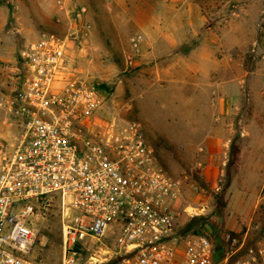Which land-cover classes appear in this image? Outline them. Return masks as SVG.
I'll use <instances>...</instances> for the list:
<instances>
[{"label":"rangeland","instance_id":"1","mask_svg":"<svg viewBox=\"0 0 264 264\" xmlns=\"http://www.w3.org/2000/svg\"><path fill=\"white\" fill-rule=\"evenodd\" d=\"M133 1L0 0L5 23L0 35L12 43L15 58L0 59V99L11 94L7 67L20 51L41 33L60 37L69 70L101 92L102 130L140 124L159 167L188 178L179 224L196 220L191 232L203 231L220 245L228 235L243 239L246 234L247 245L253 244L264 230V0H191L203 8L212 29L200 30L196 42L186 27L184 54L207 35L213 57L220 56L223 29L235 21L252 25L249 32L238 27L225 42L228 60L222 64L214 58L212 78L190 74V61L187 66L174 52L151 53L138 26L145 14L124 10ZM138 1L159 7L166 0ZM10 119L0 106L1 138L13 135ZM193 184L202 191L194 192ZM35 227L33 257L40 264H61L60 214L38 219Z\"/></svg>","mask_w":264,"mask_h":264},{"label":"built area","instance_id":"2","mask_svg":"<svg viewBox=\"0 0 264 264\" xmlns=\"http://www.w3.org/2000/svg\"><path fill=\"white\" fill-rule=\"evenodd\" d=\"M7 68L12 90L0 106L13 135L0 137V264H40L35 222L55 211L61 264H264V230L250 245L248 234L228 235L223 248L183 233L188 178L159 167L140 124L102 130L101 92L69 70L60 37L41 33Z\"/></svg>","mask_w":264,"mask_h":264},{"label":"crops","instance_id":"3","mask_svg":"<svg viewBox=\"0 0 264 264\" xmlns=\"http://www.w3.org/2000/svg\"><path fill=\"white\" fill-rule=\"evenodd\" d=\"M124 10L127 12H141L145 14V17L141 18V22L135 19L132 20L141 23L138 24V26L143 31L144 38H146L145 41L151 47V53H157L160 49L174 52L175 57L184 61L186 64L190 61L191 64L188 63L189 66L187 64L190 74H200V76L205 78H212L214 76V61L220 60L223 64L225 60H228V56L223 54L226 52L224 45L229 39L232 40L235 37V31L238 27L247 26V32H249L252 27L250 23H239L238 21H235L234 23H231L230 26L223 29V32L221 33L222 37L219 42L221 48L220 56L217 55L216 57H213L215 47H213L214 45L211 44L212 41H209L207 35L205 38L202 37L199 44H196L197 47L192 49L189 54H184L180 51V46L185 43V38L182 33L186 27L192 32L190 41L196 40V42L201 38L198 34L200 30L205 28L204 30H206L207 34V31L212 29V27H208L207 16L200 5L195 4L191 0H166L163 1L159 7H155L149 5L148 2L135 0L131 2L130 5L126 6ZM0 14H3L1 7ZM184 18L186 20H183ZM4 25L3 16L0 18V30H2ZM12 48V43L7 44L6 38L0 35V59L13 61L15 58L14 50ZM155 56L157 57V55ZM214 58H216V60ZM216 73L224 75L223 72L219 73L216 71ZM208 88L213 90V83H210ZM225 88V86L221 89L217 88V92H220ZM255 137L254 140L256 139Z\"/></svg>","mask_w":264,"mask_h":264},{"label":"trees","instance_id":"4","mask_svg":"<svg viewBox=\"0 0 264 264\" xmlns=\"http://www.w3.org/2000/svg\"><path fill=\"white\" fill-rule=\"evenodd\" d=\"M194 221H196V220H193L189 224H185V226L182 227L183 233H185V234H202L203 231L202 232H199V231L191 232V228L194 227V224H195ZM216 245H217L218 248H223L224 247V245H222V244L220 245V244L216 243Z\"/></svg>","mask_w":264,"mask_h":264}]
</instances>
